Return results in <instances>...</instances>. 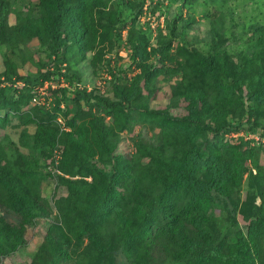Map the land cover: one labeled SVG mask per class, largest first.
Segmentation results:
<instances>
[{
	"label": "rangeland",
	"instance_id": "rangeland-1",
	"mask_svg": "<svg viewBox=\"0 0 264 264\" xmlns=\"http://www.w3.org/2000/svg\"><path fill=\"white\" fill-rule=\"evenodd\" d=\"M30 1L33 5L38 2V0ZM9 3L11 11L7 21L13 24L16 21L14 10L17 9L24 14L26 9L18 0H9ZM146 5L151 9L150 11L145 8ZM179 7H181L180 0H144L142 16L136 21L143 28L149 26L150 35L146 49L139 53L138 62L135 64L130 65L126 50H116L114 45L101 42H97L92 50L80 53L75 51L70 56L72 60L79 59L77 68L80 85L86 87L92 102L97 104L90 108L88 105L81 106L72 98L73 94L67 92L66 95L71 97V100L63 102V105L58 107L59 110L52 109V104H49L47 109L51 112H44L40 117L44 122L46 120L53 123L55 120L59 127L64 124L68 128L65 131H71L76 137L82 131L86 142L96 143L97 138H92L91 131L88 129L92 127L91 122L99 126L113 122L112 116L106 112L102 102L111 101L117 95L111 76L106 73V68L116 69L114 61H117L119 70L126 71L131 83L126 89V94L135 91L139 86L143 89V93L147 94L145 98L147 106L129 115V119H126L128 128L123 127L124 129L120 130V126L119 131L114 128L113 137L100 136L101 139L112 142L115 148L105 157H100L98 154L90 157L96 170L81 167L74 173L65 172L66 174L58 176L49 172L52 166L51 152L42 149L38 152L45 156V170L48 175L45 174L44 169H41L44 173L42 177L28 174L21 188L23 193L32 200L30 203L40 204L39 213L29 223L26 221L25 214L5 211L0 207V216L7 220V224L2 229L5 233H13L15 236L8 240L11 251L0 254V264H52V256L43 246L46 244L47 236H50L53 244L56 245L54 255L64 259V262L60 264H80L83 261L84 264L97 263V261L101 264H110V262L114 264H174L175 259L180 264H264V209H260L262 206L260 194L264 190L257 186L253 178L257 172L256 165L264 167V139L258 133L246 134L244 131H233L227 136L235 137L234 142L224 144L219 137L209 134L200 127V124L211 117L215 110L221 114L230 112L229 118L236 115L239 121L247 118L242 105H236L233 99H226L227 96L229 97V92L223 87L221 81L217 83L223 88L218 89L224 97L223 101L220 98L221 94L213 91L209 92L207 103L200 101L197 105L191 106V96H187L191 90L207 94L206 91L212 82L210 70L212 66L206 61L207 64L202 62L201 54L203 50L206 53L209 52L212 63H216L213 52L225 47L229 41L227 35L223 36L221 32L229 15L225 13L226 9L223 11L217 9L211 0H195L191 10L183 7L180 11ZM227 7L232 9L234 12L232 15L237 22H241L251 12L250 6L242 7L229 3ZM262 9H264V3H262ZM71 19L75 22V27H81V24H84L76 22L75 14H71ZM257 19L260 20V17ZM173 25L176 34L172 33ZM182 30H184V39L189 49V52H182L191 56L189 65L199 64V72L193 78L190 74L186 77L189 71L180 66H175V69L178 67L176 71L178 75L175 78L170 77L169 68L172 69L173 66H170L167 62L168 58L164 57V53L167 52L165 49L170 50L171 53L176 52L178 45L181 44L178 33ZM123 33L125 35V31ZM213 34L217 35L216 40L213 39ZM70 43L71 40L68 44ZM74 43L70 44L69 51L75 50L76 47L84 50L81 36H78ZM44 48L37 39H32L22 45L16 54L9 53L10 58L18 63L16 71L26 74L28 70L35 72L40 69L42 64L48 61ZM5 52L7 47L3 46L0 51V75H3L5 69L3 58ZM97 54H101L97 62L103 68L99 73L95 72L92 65V60ZM108 57H112L113 61L111 60L108 67L103 66L104 59ZM202 64L203 68L200 67ZM53 82L60 83L59 80ZM18 85L21 83L0 84V140L4 135H8L10 140L18 145L20 151L26 155H33L36 151L30 149L32 146L30 137L36 125L24 124L20 118L27 110L38 105L31 99L27 105L12 101L11 97L14 96V92L17 94L16 89L20 87ZM61 94L62 92L58 91V95ZM220 103L225 105L220 107ZM227 105H231L230 108ZM184 117L186 120L182 122L181 119ZM69 121L73 122V129L68 127ZM164 139L174 142L172 156L177 157L176 163L189 157L188 149L197 147L204 156L209 154L210 147L218 149L224 159L231 160L226 169L227 171L233 169L234 180L240 185V189L237 190V185L224 180L223 185L230 188L228 195L213 191L214 200L208 203L195 200L194 205H190L192 191H183L177 186L174 188L175 194L171 197L174 200L170 210L166 213L154 210L155 219L151 222V231L140 232L141 238L128 241L125 235L119 234L117 222L127 218L136 224L137 220H135L133 206L126 198L124 187L116 185L117 194L111 204L104 207L105 210L100 213V215L104 213L101 222L88 227L89 232L94 236L88 238L84 235L83 238L82 234L81 239H77V233H72L69 227L64 226L61 212L62 203L67 200L69 187L78 181L92 182L95 188L85 192L84 198L90 195L96 199L100 198L104 185L102 175H97V171L100 174H107L110 163L115 158L132 162V159L137 158V154H141L138 163H141L142 168L137 163L132 169L135 175L137 177L139 174L146 175L147 180L156 178V173L147 164L163 145H168L164 143ZM248 147H258L259 150L254 149L251 158L244 160L243 151ZM64 149L65 146L61 145V152H64ZM239 167L240 174L237 172ZM143 182L141 181L142 187ZM147 182L152 189L158 188L155 182L151 180ZM134 190L139 191L140 188L138 190L134 188ZM198 212L202 219L196 217L195 213ZM78 213L83 214L79 211ZM256 213H261L262 217L255 222H250ZM70 215L65 213V216ZM233 221H237V225L233 224ZM249 224L256 226L257 235L254 237V243L250 239L238 240L235 234L238 229L247 234ZM138 229L140 230L139 225ZM95 242H98L100 246H96ZM124 245L127 253L124 251Z\"/></svg>",
	"mask_w": 264,
	"mask_h": 264
},
{
	"label": "trees",
	"instance_id": "trees-1",
	"mask_svg": "<svg viewBox=\"0 0 264 264\" xmlns=\"http://www.w3.org/2000/svg\"><path fill=\"white\" fill-rule=\"evenodd\" d=\"M18 1L24 5L26 11L23 14L15 9L16 21L10 24L7 21L8 14L11 11L9 0H0V51L3 46L7 47V52L3 53L5 69L3 75H0V84L8 82L14 85L18 81L22 82L21 85H18L20 87L16 89L17 94L14 92V96L11 97L12 101L15 100L27 105L34 95L36 86H41L44 81L51 78L52 81H55L63 77L68 82V87L49 89L54 100L51 101V104H53L52 109L58 108L61 103L71 100V97L66 95L67 92L73 94L72 98L79 105H88L90 108L97 103L92 102L90 92L86 91V87H77V84L81 82L77 68L79 59L72 60L70 56L75 51L80 53L92 50L96 47L97 42H101L106 43V45H114L116 50H126L131 65L138 62L139 53L147 47L150 28L149 26L143 28L136 21L138 17L142 16L144 0H38L35 5L30 0ZM194 1L180 0V11L183 7L191 10ZM211 2L219 10L226 9L225 13L229 15L227 22L224 23V27L221 29L222 35H227L229 41L225 47L213 52L216 63H212L213 60L209 52L202 51V62L205 64L208 62L212 66L210 68L212 82L209 85L210 88L206 91L207 94L191 90L187 96H191V106L197 105L200 101L204 104L207 103V96L209 92L213 91L221 94L220 98L223 101L224 97L218 91L222 87L217 83L221 81L223 87L229 92V97L227 96L226 99H233L236 105H242L247 118L244 121H239L236 115L229 118L228 114L230 112L226 111L221 114V112L215 110L211 117L200 124V127L209 134L219 137L224 141V144L225 142L226 144L234 142L235 137L227 136L233 131H244L246 134L258 133L264 139V9H262L264 0H211ZM229 3L235 6H250L251 12L241 22H237L233 17L234 12H232V9L227 7ZM147 8L149 11L151 10L149 7ZM71 14L76 15V22L84 24H81V27H75ZM188 16H190L189 12ZM258 17H260V20L257 19ZM172 33L176 34L174 25ZM78 36L83 39L84 50L82 51L76 47L75 50L69 51L70 44L76 42ZM178 37L181 44L178 45L176 52L171 53L170 50L165 49L167 52L164 53V57L168 58V64L173 66L172 69L169 68V76L175 78L178 75L176 72L178 67L175 69V66H180L186 69L187 72L189 71L185 75L186 77L190 74L193 78L199 72V64L192 63L189 65V57L191 56L184 53L189 52L184 39V30L178 33ZM216 37L217 35L213 34L214 40H216ZM32 39H37L40 45L45 47L44 51L47 52L48 61L44 62L41 68L35 72L28 70L26 74H20L16 71L17 61L12 60L9 53L16 54L22 45ZM70 40L71 43L68 44ZM99 56L101 54H97L92 60L96 73L103 70L97 62ZM182 58L185 59L180 61ZM111 60L113 61L112 57L105 58V65L103 66L108 67ZM64 62L67 66L66 71L62 72L60 66ZM116 62L114 61L116 69L106 68V73L111 76L114 91L117 95L111 101H101L106 112L112 116L113 122L104 126L91 122L92 127L88 129L91 131L92 138H97L96 143H93V141L92 143L86 142L85 135L81 130L76 137L71 131L61 130L55 120L53 123L41 120V115L49 111L45 106H34L20 118L24 124L32 123L36 125L35 131L30 137L32 142L30 149L36 151V154L26 155L20 151L18 145L10 140L8 135H4L0 140V207L2 209L25 214L26 221L29 223L39 213L40 204L30 203L32 200L23 193L21 184L25 183L28 174L42 177L44 173L41 169H44L45 174L47 173L45 170V156L38 153L41 149L52 152L54 146L58 144L61 152V145L65 146L64 152H61L62 158L59 164L62 173H74L81 167L96 170V166L90 157H94L96 154L105 157L114 150V144L103 140V138L101 139L100 136H112V130L117 128L119 131L120 126V130L128 128L126 119H129V115L147 106L145 99L147 94L143 93V89H140L139 86L135 91L126 94V89L131 83L126 71L124 69L119 70ZM201 66L203 68V64ZM217 79L219 80L216 81ZM58 91H61L62 94L58 95ZM222 105L224 106L225 103H220V107ZM227 106L230 108L231 105ZM185 120V117L181 119L182 122ZM67 124L69 128L73 129L72 121ZM164 141L168 145H163L157 155L147 164L156 173V178H148V180L158 184L156 190L151 188L146 175L139 174L137 177L132 171L139 162L141 154H137V158L132 159V162L115 158L110 163V170L107 174H100L97 171V175H102L104 185L102 197L96 199V197L90 195L84 198L85 192L95 188L92 182L80 181V183L78 181L69 187L67 200L62 203L61 209L64 226L69 227L72 233L76 232L77 239H81L82 234L83 238L84 235L88 238L93 237L94 234L92 235L89 232L88 227L101 222L104 213L102 215L100 213L111 204L116 196V185L124 187L126 198L133 206L135 220L138 223H132L127 218H122L120 222H117L119 234L125 235L128 241L138 237L141 238L140 232L149 233L151 231V222L155 219L154 210L163 213L170 210L174 200L171 197L172 194H175L176 189L174 188L177 186L178 189L182 188L183 191H192L189 199L190 205H194L195 200H201L203 203L214 200L213 191L221 195H228L230 188L223 185L224 180L232 185H237V190L240 189V185L234 180L233 169L229 171L226 169L229 167L231 160L224 159L218 149L210 147L207 156H204L197 147L188 149L187 155L189 157L176 163L177 157L172 156L174 142H170L168 139H164ZM254 149L259 150L258 147L245 149L243 159L251 158ZM140 164L138 163L139 167H141ZM238 165H240V162H238ZM240 169V167L237 169L239 174ZM256 169L257 172L253 178L257 186L264 190V167L256 165ZM141 181H144L143 187ZM134 188L137 190L140 188V190L135 191ZM263 193L260 194L262 200L260 209H264ZM22 200H24V203H22ZM78 211L83 214H79ZM65 213L71 215L65 216ZM195 215L198 219H202L199 217V212ZM261 217V213H256L250 222H255ZM5 224H7L6 218L0 216V254L11 251L8 240L15 238L13 233H5L2 229ZM233 224L237 225V221H233ZM255 227L254 224H249L247 234L238 229L235 233L237 239H250L253 241L257 235ZM45 242L46 244L43 246L52 256V264L64 262L63 258H57L54 255L56 245L53 244V239L47 236ZM95 245L100 246L98 242H95ZM124 251L127 253L125 245ZM175 261L174 264H180L176 259ZM80 264H84V261ZM88 264H101V262H89ZM110 264L114 263L110 262Z\"/></svg>",
	"mask_w": 264,
	"mask_h": 264
},
{
	"label": "clouds",
	"instance_id": "clouds-1",
	"mask_svg": "<svg viewBox=\"0 0 264 264\" xmlns=\"http://www.w3.org/2000/svg\"><path fill=\"white\" fill-rule=\"evenodd\" d=\"M145 8H147V5L145 6ZM145 13H146V12H144V14H145ZM148 14H149V13H148ZM162 18H163V17H162ZM120 52H121V51H120ZM126 53H127V52H126ZM66 66H67L66 62H64V63L61 64L60 68H61V71H62V72H65V71H66ZM58 80H59V79H58ZM59 81H60V83H59V84H56V83H54V82L52 81V78H51L50 80H46V81L43 82V84H42L41 86H43L45 82H49L50 85H51V84H54L55 87H54V88H51V86L49 85V86L46 88L47 95H45V102H44V103L37 104L38 106H45V107L47 108V107L49 106V104H51L52 97H51V92H50L49 89L53 90V89H55V88L68 87V82L65 81V80L63 79V77H60V80H59ZM18 83H21V84H22L21 81H18ZM18 83H16V84H18ZM1 85H3V83H2ZM38 87H40V85H38V86H36V87L34 88V89H35L34 92H36V89H37ZM77 87L82 88V86L80 85V83L77 84ZM83 87H84V86H83ZM32 97H33V96H32ZM31 101H32V98H31ZM34 104H36V103H34ZM52 105H53V104H52ZM62 105H63V103L60 104V106H62ZM60 129H61V130H66V129H68V128H66V126H65L64 124H62V125H60ZM54 150H57V152H58V154H59V156H60L56 165H55V162H54ZM51 154H52V156H51V165H52V166H51V171L48 169L49 172L54 173V174H57L58 176L63 175V173H62V172L60 171V169H59V164H60V161H61L62 155H61L60 149L58 148V144H56V145L54 146V148L52 149ZM47 168H48V165H47ZM56 170H57V171H56Z\"/></svg>",
	"mask_w": 264,
	"mask_h": 264
},
{
	"label": "built area",
	"instance_id": "built-area-1",
	"mask_svg": "<svg viewBox=\"0 0 264 264\" xmlns=\"http://www.w3.org/2000/svg\"><path fill=\"white\" fill-rule=\"evenodd\" d=\"M162 18V17H161ZM149 19V17H148ZM163 19V18H162ZM50 85L49 82H45L43 86H40L36 89V92H34V95L32 97V101L36 104H40V103H44L45 102V95H47V92H46V88ZM51 88H54L55 85L54 84H51L50 85ZM59 154L57 152V150H54V162H55V165L57 164L58 162V159H59ZM57 171V170H56Z\"/></svg>",
	"mask_w": 264,
	"mask_h": 264
}]
</instances>
